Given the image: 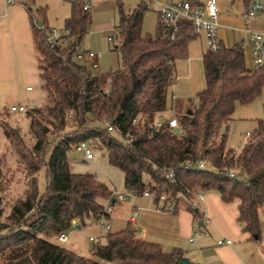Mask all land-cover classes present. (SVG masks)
<instances>
[{
    "label": "trees",
    "instance_id": "trees-1",
    "mask_svg": "<svg viewBox=\"0 0 264 264\" xmlns=\"http://www.w3.org/2000/svg\"><path fill=\"white\" fill-rule=\"evenodd\" d=\"M189 1L193 7L201 4ZM70 5V15L53 46L46 20L39 26L33 20L43 86L51 103L28 112L31 142L0 111V127L20 158L27 183L25 192L12 198L7 223H2L8 195L3 189L5 169L0 159V264L180 261L179 250L165 253L158 244L131 234L128 227L109 231L104 243L93 246L91 257L52 242L72 228L73 222L79 221L81 226L95 222L108 201L116 202L115 190L96 175L72 172L70 152L81 141H88L94 150H105L109 165L123 172L127 192L136 196L153 188L145 173L157 184V192L197 189L215 191L224 202L237 199L242 232L258 239L259 214L264 211V102L263 118L256 120L238 151L226 146L225 137L236 104L250 103L264 89V65L247 68L241 42L207 50L203 56L205 88L185 107L178 100L172 103L178 131L167 123L156 128V116L167 111L166 90L175 81L174 64L186 58L187 44L195 37L191 21L178 22L174 39L163 32L159 19L154 35L143 34L147 7L138 5L126 13L117 2L118 21L111 43L120 54L121 66L101 72L99 67L94 70L75 60L88 33L91 12L83 9V0H71ZM177 103L181 110H176ZM106 123L113 126L112 131ZM197 158L206 162V169L183 166L186 160ZM166 167L175 169V181L164 178ZM193 214L200 217L199 212Z\"/></svg>",
    "mask_w": 264,
    "mask_h": 264
},
{
    "label": "crops",
    "instance_id": "crops-1",
    "mask_svg": "<svg viewBox=\"0 0 264 264\" xmlns=\"http://www.w3.org/2000/svg\"><path fill=\"white\" fill-rule=\"evenodd\" d=\"M70 1L0 0V111H5L7 114L4 120L11 125L19 126L24 135L30 133L28 112L43 109L51 103L43 86L42 61L36 45L33 20L39 26L45 19L49 28L62 30L64 21L71 12ZM162 1L90 0L91 23L88 33L91 26L105 30L110 27L109 16L116 13L117 2L123 5L125 2L134 3V7L145 5L147 10L149 7L153 8L158 15ZM198 1L202 3L204 0ZM217 3L220 9V25L217 31L220 43L225 47H231L241 42L244 47L245 65L251 69L249 31L264 30V14L246 18L245 11L248 7L246 0H217ZM99 13L102 14L103 21L97 17ZM81 43L80 50H87ZM206 51V37L204 32H200L189 40L186 58L175 62V81L166 90L167 115H173L171 108L174 101H181L182 107H185L189 100H194L196 94L205 88L203 56ZM13 105H23L26 111L13 112L10 110ZM0 159L5 169L3 178L5 193L13 198L21 196L27 187L26 171L1 127ZM93 159L94 157L86 160L83 155L81 157L82 162ZM71 170L74 173H85L77 163L71 162ZM121 173L123 189L126 190L124 174L122 171ZM113 189L117 192H126ZM122 201L127 202L124 205L127 211L126 225L114 232L128 227L131 234L143 241L158 244L165 253L179 250L182 257L176 264H264V211L259 214L260 237L254 239L248 233L242 232L237 222L239 204L237 199L224 202L215 191H205L201 209L202 214L207 217L206 222L203 221L201 213L200 217L195 218L185 201L179 202L175 212L161 211L158 202L143 195H128L116 202ZM77 225L80 227L76 228ZM72 226L75 229L82 227L79 221L73 222ZM195 232H198L197 236H194ZM97 239L100 237H94V241ZM220 240H231V244L218 245L217 242ZM181 260H185L186 263H181Z\"/></svg>",
    "mask_w": 264,
    "mask_h": 264
},
{
    "label": "built area",
    "instance_id": "built-area-1",
    "mask_svg": "<svg viewBox=\"0 0 264 264\" xmlns=\"http://www.w3.org/2000/svg\"><path fill=\"white\" fill-rule=\"evenodd\" d=\"M9 2H16L21 0H8ZM83 9H90V0H83ZM219 5L217 0H204L201 4L193 7L189 0H163L159 5L158 19L162 30L166 33L170 39H174L178 31V22L181 19H188L192 23V31L196 35L200 32H204L206 37L207 50L217 51L220 47V40L218 38L219 21ZM264 14V0H249V5L245 11L246 18H252L256 15ZM68 32V30L66 31ZM62 34V30L51 28L49 32L48 40L50 46H53ZM108 41L114 40V34L108 36ZM249 44L251 48L252 56V68L255 69L264 65V30H251L249 31ZM99 55L100 53H94L90 50H79L75 53V60L80 64H83L91 69H97L99 67ZM11 111H26V107L23 105H13L10 108ZM168 124L171 128H176L178 131V122L173 115L158 114L155 118V127L159 128L164 124ZM109 131L113 130V126L110 123H106ZM246 136H250V132L246 133ZM73 150L80 152L86 160L94 157V149L91 147L88 141H81L73 146ZM183 166L186 168L206 169V162L197 158L196 160H186L183 162ZM164 178L170 181H175V169L173 167H166L163 169ZM145 180L152 185L153 188H147L143 192V196L148 197L158 202L159 209L165 212H175L177 210L180 201H185L188 209L193 212H199L202 214L201 205L204 202V192L200 190H187L186 192H177L175 194L167 193L166 191L157 192V184L154 183L145 173ZM229 176H234V171L228 172ZM128 195H133L131 192L123 193L113 191L112 196L114 201H121ZM113 211V204L108 201L105 204L103 214L94 222L95 226L106 232L111 230L108 221ZM203 215V221H207V217ZM198 232L194 233L197 236ZM65 239L64 233L57 237L58 241ZM90 241H94V238L90 237ZM218 245H230L231 240H220Z\"/></svg>",
    "mask_w": 264,
    "mask_h": 264
},
{
    "label": "rangeland",
    "instance_id": "rangeland-1",
    "mask_svg": "<svg viewBox=\"0 0 264 264\" xmlns=\"http://www.w3.org/2000/svg\"><path fill=\"white\" fill-rule=\"evenodd\" d=\"M134 7V3L123 5V9L126 13H129ZM111 16V18H110ZM110 23L108 29H96V27L91 26L90 32L87 33L81 43L85 49L93 51L94 53H100L99 60V71L107 72L121 66L120 54L117 50L113 49V43L107 41V36L114 34L115 25L118 21V10L116 8V13L113 16L110 15ZM97 17L103 21L102 14H97ZM158 20V15L153 8L145 11L142 23L143 34L154 35L156 23ZM106 21V19H105ZM60 30L59 28H56ZM263 102H264V91L262 90L259 95H257L248 104H239L235 106V110L231 115L228 122V127L226 130L225 142L226 146L234 149L236 151L247 141V132H251L256 125V120L263 118ZM182 107L179 103L176 105V110H181ZM27 140L30 141L32 135L30 133L25 134ZM82 154L72 150L70 152V159L72 163H77L80 165V169L83 172H88L96 175L100 180L106 182L109 186L116 188L118 191H126L123 189V175L121 171L109 165L107 162L106 151L105 150H94V159L86 162L81 161ZM42 190L45 188V178H42ZM12 198L8 195L5 203L4 215L1 218L2 223H7V216L11 211ZM126 201L115 202L113 204V211L109 217L108 224L111 228L110 232L119 230V227H125L126 225V208L124 205ZM183 205V204H182ZM65 239L63 241H58L57 238L51 239L52 242L57 245L75 251L77 254L84 257H91L90 252L94 245L104 243V237L106 232L98 229L94 222H89L82 226L80 229L70 228L64 232ZM98 236L100 239L94 242L90 241L89 238Z\"/></svg>",
    "mask_w": 264,
    "mask_h": 264
},
{
    "label": "water",
    "instance_id": "water-1",
    "mask_svg": "<svg viewBox=\"0 0 264 264\" xmlns=\"http://www.w3.org/2000/svg\"><path fill=\"white\" fill-rule=\"evenodd\" d=\"M39 25H41V23L39 24ZM174 131L176 132L177 131V129L176 128H174ZM76 228H79L80 226L79 225H77V226H75ZM181 263H186L185 262V260H181Z\"/></svg>",
    "mask_w": 264,
    "mask_h": 264
}]
</instances>
